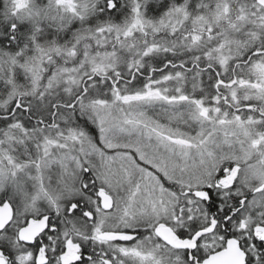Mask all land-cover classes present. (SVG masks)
<instances>
[{
    "label": "snow or ice",
    "instance_id": "6c2138e0",
    "mask_svg": "<svg viewBox=\"0 0 264 264\" xmlns=\"http://www.w3.org/2000/svg\"><path fill=\"white\" fill-rule=\"evenodd\" d=\"M0 264H264V0H0Z\"/></svg>",
    "mask_w": 264,
    "mask_h": 264
}]
</instances>
